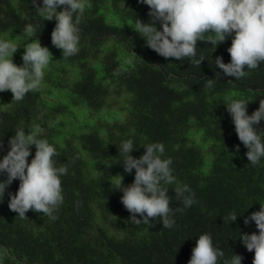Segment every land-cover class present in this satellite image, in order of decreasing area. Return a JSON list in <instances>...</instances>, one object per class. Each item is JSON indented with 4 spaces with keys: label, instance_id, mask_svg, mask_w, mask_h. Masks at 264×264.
I'll list each match as a JSON object with an SVG mask.
<instances>
[{
    "label": "trees",
    "instance_id": "obj_1",
    "mask_svg": "<svg viewBox=\"0 0 264 264\" xmlns=\"http://www.w3.org/2000/svg\"><path fill=\"white\" fill-rule=\"evenodd\" d=\"M37 3L42 6V0ZM89 3L78 25L79 52L65 58L51 43L55 19L37 15L32 0H0V40L19 47L13 62L22 66L31 42L40 41L53 56L39 90L19 102L10 91L0 92V159L18 129L27 133L39 126V138L57 150V166L67 167L56 219L31 210L21 218L8 207L19 180L6 189L0 202V264H188L201 234H210L224 252L221 264L234 254L243 257L242 264H252L254 251H247L239 236L258 234L255 222L245 225L244 218L264 204V158L256 166L248 162L226 104L244 99L249 115L258 109L264 63L246 69L249 74L241 79L224 75L214 61L222 56L230 62L232 36L216 48L198 42L200 67L188 58L166 59L134 30L136 19L150 22L146 4ZM27 26L34 31L28 33ZM156 26L160 29L159 22ZM217 72L219 81L207 87ZM256 127L264 129V121ZM128 139L134 158L147 144L164 145L162 158L172 160L176 177V183L164 185L173 208L183 207L176 187L188 185L195 193L196 203L175 212L172 228H163L159 218L135 224L121 203L119 175L124 186L135 176V169L124 171L125 157L119 154ZM34 156L33 145L29 163ZM6 178L0 174V182ZM232 212L235 222L227 219ZM137 219L143 218L137 214Z\"/></svg>",
    "mask_w": 264,
    "mask_h": 264
},
{
    "label": "clouds",
    "instance_id": "obj_2",
    "mask_svg": "<svg viewBox=\"0 0 264 264\" xmlns=\"http://www.w3.org/2000/svg\"><path fill=\"white\" fill-rule=\"evenodd\" d=\"M149 8L150 22L136 19L134 30L146 41V46L160 56L177 61L188 58L196 66L201 65L204 57H197L198 42L217 45L232 36L231 46L227 49L231 60L224 63L222 56L216 57L214 63L223 74L234 79L246 77V71L256 69L264 63V0H139ZM37 15L44 20L55 19L51 33V43L62 50L63 57H71L79 52L80 28L85 10L91 7L89 0H32ZM63 10L58 11V8ZM157 22L160 29L157 28ZM162 29V30H161ZM32 33L34 28L27 26ZM19 47L11 40H0V92L10 91L12 100L21 101L25 95L39 90L45 69L53 60L48 47L39 42L28 43L22 55V66L13 62V55ZM207 79L206 86L211 88L219 81ZM248 102L244 99H232L227 103V111L235 126L239 141L248 149L247 160L253 166L264 158V129L256 127L264 121V99L259 100V107L251 115L247 113ZM43 129L39 126L25 132L18 129L9 140L10 150L0 159V174L6 179L0 182V202L6 189L14 180H19L18 190L12 194L8 207L21 218L28 211L57 217L54 213L62 205L63 188L61 177L67 174L66 166H57V150L47 139L39 138ZM35 146V156L28 162L31 146ZM3 147L0 141V148ZM134 142L128 139L119 145V154L124 171L132 173L134 181L124 186L123 177L119 175L117 190L121 191V203L131 213L130 221L149 224L150 219H160L163 228H172L173 216L196 203L195 193L188 185L174 189L175 198L183 207H172V197L164 185L176 183L172 174V160L164 159V145L150 143L144 146L146 151L134 158ZM239 151V146H237ZM137 214L143 219H137ZM232 212L227 217L231 222L237 220ZM255 222L257 233H241L239 239L249 252L254 251L252 264H264V204L259 211H254L244 218V224ZM224 252L214 246L210 234H201L196 239L188 264H221ZM243 257L234 254L223 264H242Z\"/></svg>",
    "mask_w": 264,
    "mask_h": 264
},
{
    "label": "rangeland",
    "instance_id": "obj_3",
    "mask_svg": "<svg viewBox=\"0 0 264 264\" xmlns=\"http://www.w3.org/2000/svg\"><path fill=\"white\" fill-rule=\"evenodd\" d=\"M17 39H18V38H17ZM22 55H23V53H22ZM22 55H21V56H22Z\"/></svg>",
    "mask_w": 264,
    "mask_h": 264
},
{
    "label": "bare ground",
    "instance_id": "obj_4",
    "mask_svg": "<svg viewBox=\"0 0 264 264\" xmlns=\"http://www.w3.org/2000/svg\"><path fill=\"white\" fill-rule=\"evenodd\" d=\"M79 228V227H78Z\"/></svg>",
    "mask_w": 264,
    "mask_h": 264
}]
</instances>
